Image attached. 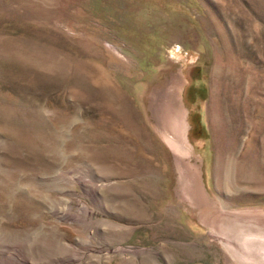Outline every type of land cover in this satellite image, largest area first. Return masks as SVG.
Listing matches in <instances>:
<instances>
[{
    "label": "rangeland",
    "instance_id": "1",
    "mask_svg": "<svg viewBox=\"0 0 264 264\" xmlns=\"http://www.w3.org/2000/svg\"><path fill=\"white\" fill-rule=\"evenodd\" d=\"M0 264H264V0H0Z\"/></svg>",
    "mask_w": 264,
    "mask_h": 264
},
{
    "label": "bare ground",
    "instance_id": "2",
    "mask_svg": "<svg viewBox=\"0 0 264 264\" xmlns=\"http://www.w3.org/2000/svg\"><path fill=\"white\" fill-rule=\"evenodd\" d=\"M183 128V127H182ZM183 131V130H182ZM182 137V136H181ZM183 138H184V136H183ZM182 142V141H181ZM184 143H185V141H184ZM184 146V145H183Z\"/></svg>",
    "mask_w": 264,
    "mask_h": 264
}]
</instances>
